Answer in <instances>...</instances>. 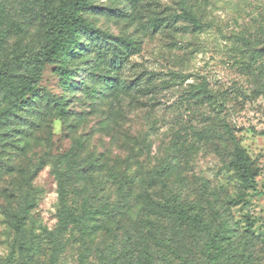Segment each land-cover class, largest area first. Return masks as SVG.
<instances>
[{"label": "rangeland", "instance_id": "obj_1", "mask_svg": "<svg viewBox=\"0 0 264 264\" xmlns=\"http://www.w3.org/2000/svg\"><path fill=\"white\" fill-rule=\"evenodd\" d=\"M41 13L37 0H0V64L40 49ZM83 16L137 50L106 70L84 48L66 63L67 89L59 58L14 69L41 73L20 99L0 86V264H52L56 247L54 264H146L147 252L154 264H206V235L168 217L166 201L229 226L219 264H264V0H92ZM219 119L246 153L252 186ZM60 181L63 210L87 230L71 222L51 240L41 228L56 229Z\"/></svg>", "mask_w": 264, "mask_h": 264}, {"label": "trees", "instance_id": "obj_2", "mask_svg": "<svg viewBox=\"0 0 264 264\" xmlns=\"http://www.w3.org/2000/svg\"><path fill=\"white\" fill-rule=\"evenodd\" d=\"M37 1L42 11L41 25L43 30V43L40 49L31 57H14L0 64V86L6 92L15 95L16 98L20 99L31 93L37 87L40 79V69L14 72V69L27 64V62L37 68H41L44 63H52L55 59L59 58L60 64L56 67V72L62 86L67 89L71 87V73H69V67L66 63L77 58L84 48L85 50H97L98 59L103 60L106 70L120 67L129 54L136 52L137 44L134 41L125 37L114 36L101 29L94 28L87 22L83 13L90 7L92 0H63L55 6H51V0ZM182 16L195 27L202 25L188 10H185ZM85 39L88 42V46L83 47L81 41ZM103 80L104 84L111 90H117L116 84H113L114 81L108 78H104ZM201 87L203 90H206V82L203 81ZM87 92L91 96H95L96 94L95 89H87ZM56 106L61 108L62 103L59 102ZM218 122L222 128L223 138L231 144L233 150L231 162L234 169L237 171L239 178L245 186H252L253 174L244 149L231 132L229 125L223 119H219ZM65 181H60L57 191L61 208L58 210L56 229L52 232L47 227L43 226L41 228L43 234L51 240H57L59 232L71 222L78 224L82 230H87V225L83 221L82 215L75 218L71 210H63ZM160 207L168 217L179 222H185L196 233L206 235L204 242L208 259L206 264H219L222 261V252L219 249L218 242L221 237H225L229 233V226L224 221L216 225L214 219L206 220L200 213L189 214L188 208H184L183 205L175 206L170 201H166ZM13 226L15 231L21 234L23 232V217H18ZM19 250L30 261V243L26 245L23 241L19 242ZM57 252L58 248L56 247L55 253ZM55 253L51 258L52 264H54ZM144 262L146 264H154L153 257L149 252L146 253Z\"/></svg>", "mask_w": 264, "mask_h": 264}]
</instances>
